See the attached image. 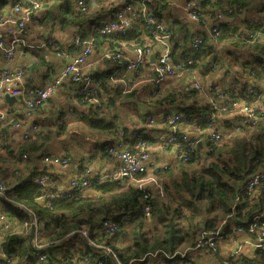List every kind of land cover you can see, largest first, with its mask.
I'll use <instances>...</instances> for the list:
<instances>
[{
	"label": "trees",
	"instance_id": "16d2710c",
	"mask_svg": "<svg viewBox=\"0 0 264 264\" xmlns=\"http://www.w3.org/2000/svg\"><path fill=\"white\" fill-rule=\"evenodd\" d=\"M37 1L39 5L42 2L39 9L48 5L47 2L43 5V0ZM91 1L93 0H85L86 5L82 9L76 4V0H50V4L41 12L39 19L49 17L55 19L58 24L71 25L75 28L73 35L77 30L85 29L83 36H86L94 26L101 24L102 20L111 16L122 5L116 8L108 6V0H94V4L90 3ZM198 1H200L198 19L208 17L212 19V23L217 20L216 14L219 13L234 19L232 22L237 20V23L230 24L223 20L220 23L222 34L218 36L212 37L201 31L196 34H186L181 37L182 40L176 37L172 26L168 25L171 31L169 37L171 58L175 62L184 60L189 70L200 64L203 75H213L220 69H225L223 74L233 77L232 84L224 89L225 93L229 94V88L238 85L237 99L242 92L245 101L253 106L259 104L260 97L264 96V40H260L264 39V0ZM146 3L151 15L159 20L153 2L147 0ZM4 8V2L0 0V13ZM139 23L140 21H133L123 33L94 34V50L98 47V40L105 37H108V40H124L133 48L151 44L146 26ZM196 36L202 37V41L194 49L191 42ZM227 41L230 42L229 46H220L221 42ZM53 47L58 46L54 44ZM66 50L70 53L75 52L73 44ZM120 52V49L111 42L101 53V59L124 70L123 64H119L113 58ZM104 53L110 54V57H105ZM221 55L233 58L226 63ZM188 58H193L194 65L187 63ZM43 64L41 61L32 62L28 68H25V80L28 86L36 85L33 84L32 74ZM142 67L143 65L136 71L141 70ZM86 74L98 83L101 92L97 95L99 100L96 102L82 99L75 94L81 104L87 105L85 111L79 114L85 126L92 131L89 138L93 137L94 133L108 138L97 144L101 150H104L107 144L120 136L121 131L125 134V138L130 134L128 129L118 122V115L109 111L110 106H114L116 102V97L113 95L133 96L138 89L128 84L126 87L125 84L119 83L115 76L110 77L107 72L93 74L89 71ZM126 80L128 81V78ZM67 83L71 84L70 87L75 93V84L65 81L62 85L66 86ZM245 84L252 86V94L244 92L242 86ZM104 94L108 96L105 97ZM102 95L106 101H102ZM145 96L143 98L145 104L170 105L175 109L172 112L185 113L187 123L201 130L205 129L208 124L207 118L212 114L211 105L207 102L208 98L204 97L199 89L193 87L192 83L179 79L167 78L156 88L148 91ZM51 99L53 98L49 96L47 102ZM257 109L256 113L260 119L254 127L240 126L234 131L241 117L229 107L226 114L218 115L215 123L220 126H217V130H230L231 134L224 136L222 132L220 140L210 141V135L203 131L200 133L201 145L193 149L194 151L183 147V150L190 155L189 160H176L165 167L154 169L153 174L161 182L164 196L162 195L163 199L158 194L153 196L151 186L146 187L151 193L149 201L152 207L148 216L142 213L146 190L138 188L135 181L127 177L106 181L89 188V191L82 194L75 191L76 193L74 192L75 194L70 198L51 200L45 198L44 194L55 189H44L35 181V176L41 172L31 173L26 179L12 185L15 172L26 166L28 157L50 154V145L57 143L65 152L63 157L67 158L75 155L73 142H77L76 145H83L84 129L81 128L82 132L72 131L70 124L62 121V113L59 112L55 116L50 115L53 113L49 111L48 116L36 120L37 128L30 137L22 138L16 145L10 141L11 132L8 126L1 128L0 180L6 187L3 193L33 211L38 229L36 234L38 243L51 245L69 237L74 231L88 229L90 240L96 245L109 248L114 258L111 260L102 250L88 246L81 237L76 236L57 248L45 251L49 255V264H81L82 261L85 264H96L99 259H104L106 264H116L115 261L120 264H136L144 262L152 253L171 254L172 257H167L169 260L187 259L191 264H197L191 261L189 252L207 250L216 256L219 255L220 240L217 239L213 240V245L204 243L201 249H195L201 235L207 239L218 233L222 239H228L234 230L250 228L253 218L264 212V179L257 182L248 195L245 189L248 180L264 166V113L261 108ZM23 113L22 111L15 113L14 118L21 119ZM139 115L142 117L144 114ZM132 132L139 135L136 131ZM61 136L66 138L58 139ZM24 155L27 157L24 158ZM6 216L14 219L13 213L7 212ZM222 218L223 221L220 222ZM261 218L264 221V216ZM107 219L115 223L116 230L108 234L96 232V227ZM6 229L3 234V249L8 253L20 252V248L26 247L24 239L16 233L13 234L11 227L8 226ZM247 233L251 238L256 237L253 232ZM15 243L19 247H16ZM185 247L188 248L184 249ZM56 250H60V258L53 256ZM183 253L184 255L181 256ZM263 253L264 250H259L255 253V257L249 258L242 253L232 255L231 252L228 259L220 258V262L221 264H264ZM35 258L36 256L31 258L28 264H39Z\"/></svg>",
	"mask_w": 264,
	"mask_h": 264
},
{
	"label": "built area",
	"instance_id": "2783aa9c",
	"mask_svg": "<svg viewBox=\"0 0 264 264\" xmlns=\"http://www.w3.org/2000/svg\"><path fill=\"white\" fill-rule=\"evenodd\" d=\"M85 0H76V4L85 8ZM147 0H129L121 5L113 14L106 19L102 20V23L94 26L86 36H83L85 29H79L75 32L72 37V43L75 52L70 53L69 51H56V55L65 59L63 66L59 71L51 75L47 82L42 85H27L25 80V67H14L7 65H0V101H3L5 95L14 96L17 105L11 109L5 110L0 108V130L3 126H8L10 132L13 129H22L19 137L25 139L30 137L31 133L37 128L36 124L30 122L26 126L23 125L21 119H15L14 114L17 112L28 113L31 109L36 108L45 104L48 97L57 90L65 81H71L76 86L75 94L85 100H93L94 102L99 100L97 95L100 94L101 90L94 79H91L86 72L82 70L83 65L87 61V58L94 52V34H111V33H123L133 23V21H140L139 24L146 26L149 37L153 42L146 46H140L134 48L135 56L133 58L127 57L123 52L116 53L113 58L119 64H123L127 71H136L141 65L150 61V55L155 53V61L153 62L151 84L153 88H156L160 82L167 78H175L181 75L189 69L185 66L184 60H178L175 62L170 56V28L168 24L163 21L156 20L152 15L151 11L147 6ZM21 3L25 4L22 5ZM200 1L198 0H185L184 7L187 12L189 19H198V8ZM40 7L37 0H14L10 4L9 11L4 8L0 13V55L4 61H10L19 50L28 46L25 42V32L29 23L35 22L39 19L38 8ZM223 15L217 13L214 22L208 26L207 33L212 36H218L222 34V28L220 27ZM202 41V37L196 36L192 40L191 46L196 49L198 44ZM56 44L53 38L49 37L43 45ZM56 47V46H55ZM105 57H110V54L104 53ZM187 63L194 65L195 61L193 58H188ZM217 68V66H216ZM193 87L196 89H202L208 94L207 102L211 105L212 114L207 118V126L201 130L198 127H194L187 123V116L182 112H168L166 111L163 116L165 122L164 129H161L159 133L155 134L154 137L149 140L146 137L139 138L137 134L130 133L127 138L125 134L120 132V136L114 141L107 144L104 148V153L109 154L116 161V165L110 170H96L93 165L87 164L82 173L77 176H71L64 187H56L55 190L44 194L45 198L56 199V198H70L74 192L85 193L93 186L103 184L106 181L123 179L125 177L137 182V186L140 189H145L144 203L142 213L145 216L150 215L152 207L149 201L150 191L147 189L145 182L154 183L158 189L161 190V186L158 183L157 178L153 174L151 177L145 178L144 176L154 169H159L167 166L169 163L164 161H154L151 155V145L155 144L163 150L170 149L173 154V161L176 160H189L190 155L188 152L183 150V147L194 151L193 149L198 147L200 133L203 131L210 135V141H217L222 138V132L224 136L228 135L230 130L226 131L223 129L217 130L218 124L215 123L218 115L226 114L228 108H232L236 114H239L241 119L237 123L236 131L240 126L243 127H254L259 122V116L256 113L257 108L262 109L264 113V96L260 97L261 102L257 105H252L243 99V93L241 92L240 98L237 99L239 93L236 85L235 88H229V94H226L225 88L219 83H205L193 82ZM244 92L252 94V86L245 84L242 86ZM242 90V88H241ZM236 91V92H235ZM14 103V102H13ZM12 104V103H11ZM10 104V105H11ZM13 105V104H12ZM258 106V107H257ZM156 119L153 116L148 115L146 117V123L154 124ZM220 127V126H219ZM233 130V129H232ZM166 151V152H167ZM27 155H24L26 158ZM43 163L50 167L52 165L66 166L69 160L58 154H44L42 156ZM151 173V174H152ZM264 179V166L261 170L255 173L246 184V194L248 195L251 190L255 187L256 183ZM35 181L38 185L44 187V189H50L53 185L52 175L49 172H42L35 176ZM6 189L4 183L0 180V194H4ZM252 225L250 228L243 229L246 232H253L256 234V242L252 244L255 249L261 251L264 250V221H262L261 215L257 214L253 218ZM116 230L115 223L110 219H107L100 223L96 227L98 233H112ZM81 233L90 240L88 229H84ZM222 239V236L215 233L204 239V235L196 242L195 249H201L204 243L213 245V240ZM2 239L0 238V244ZM91 243H93L90 240ZM94 244V243H93ZM1 257L0 264H12V257L7 254L3 249H0ZM108 253L111 250L106 249ZM239 251L232 252V255L237 254ZM156 253H152L149 256H155ZM181 254V256H183ZM168 258L172 257L171 254H166ZM264 256V253H263ZM49 256L46 252H40L36 256V261L39 264H49ZM116 264H120L115 261ZM86 263H88L86 261ZM96 264H106L104 259H99ZM240 264V263H239Z\"/></svg>",
	"mask_w": 264,
	"mask_h": 264
},
{
	"label": "crops",
	"instance_id": "0c3cea01",
	"mask_svg": "<svg viewBox=\"0 0 264 264\" xmlns=\"http://www.w3.org/2000/svg\"><path fill=\"white\" fill-rule=\"evenodd\" d=\"M4 2L5 8L9 11L10 4L14 0H2ZM40 1V0H39ZM50 4V0H43ZM108 6H115L116 8L126 2L125 0H108ZM149 2H153V6L157 8L156 15L157 19L163 21L164 23L172 26V29L175 32L176 37L181 39L184 35H191L196 34L197 32H205L207 33L208 26L211 23L210 18H201L191 20L189 19L187 12L184 7L185 0H149ZM42 3V2H41ZM40 3V5H41ZM90 3L94 4V0ZM48 5L41 6L38 8V12L41 15V12L46 9ZM154 9V8H153ZM47 18L41 20L38 19L35 22L29 23L26 32H25V42L28 46L22 47L19 52L12 58L10 61H4L2 56L0 55V65H7V66H14V67H25L28 68L29 64L32 62H39L43 64L38 71L32 74L33 84L42 85L48 81V79L60 70L63 66L65 59L56 55V50L65 51L71 45V38L74 33V27L68 24L62 25L58 24L56 21H46ZM232 19L226 18L230 24ZM53 26V27H52ZM53 38L55 40L57 48L47 44L43 45L47 38ZM152 42L151 39H149ZM182 40V39H181ZM113 42L117 48L120 49L127 57L133 58L135 56L134 48L129 46L124 40L119 41L118 39L108 40V37L98 40V47L94 52L87 58V61L82 67L84 72H91V73H109L110 77L115 76L114 78L117 79L119 83H123L127 86L130 85L133 88H138L137 93H134L133 96H120V95H113L116 97V102L114 106H110L109 111H112L113 114L118 115L117 119L118 122L128 129L129 133H133L132 131H136L139 135V138L146 137L148 140L161 129H164L165 122L163 120L164 113L166 111L172 112L175 111L173 107L170 105H160V106H150L143 102V98L146 97V93L150 90H153V86L151 84V74L153 69V62L150 61L143 64L141 70L132 72L127 70H122L113 63H107L105 60L101 59V53L105 51L110 43ZM149 42V43H150ZM222 57L224 55H221ZM231 60V59H230ZM230 60H225L224 62H228ZM26 71V69H25ZM225 69L219 70L216 74L213 75H203V70L201 65L199 64L196 68H192L189 71L183 72L178 77L172 78L176 80H182L184 82L193 83V82H202L205 83H219L223 88H226L230 84H232V76L228 74H223ZM137 75L135 76L134 74ZM133 74V75H132ZM135 78H134V77ZM27 77V76H26ZM128 78V81L126 80ZM133 77V78H131ZM126 78V79H125ZM68 82V81H67ZM71 84L62 85L57 90H55L51 94V99L43 106L39 108H33L28 113H23L21 121L23 125L26 126L30 124V122H34L36 120H40L44 116H48L49 111L57 116V112L62 113V121L65 123L70 124V128L73 129L72 131H81L83 128L85 131V138H83V145H76L77 142H73V149H74V156L67 157L69 163L66 166L60 165H52L47 167L43 161L42 157L40 156H31V158L26 159V166L21 167L18 171L15 172L13 176V181L11 182L12 185L14 183L20 182L23 179H26L31 173L39 174L38 172H49L52 175L53 184L51 188L55 189L56 187H64L69 178L71 176H77L82 173V169L87 164H92L94 169L98 170H110L113 169L116 165L115 159H113L109 154H105L103 150H101L97 144L104 142L107 137H103L102 134L94 133L93 137H88L91 130L85 126L84 121L82 120V116H80V112L82 113L85 111L86 106L85 104H81L80 101L75 97V93L73 89L70 87ZM130 87V88H131ZM203 94L204 97H208V94L204 91L200 92ZM114 94V93H113ZM105 97L108 94H104ZM102 95V101H106ZM14 102V103H13ZM12 104L6 100L0 101V108L1 109H11L18 102L15 100ZM101 102V101H99ZM105 108V107H104ZM39 109V111H37ZM46 111V112H45ZM107 111V109H105ZM21 113V112H17ZM144 114L140 117L139 114ZM150 115L156 119L154 124L146 123V117ZM60 116V115H59ZM50 122V121H49ZM48 122V125L51 123ZM52 125V124H51ZM55 127V125H52ZM224 130V129H223ZM228 131V130H226ZM22 129H13L11 132L10 141H13V144H17L21 141V134ZM232 132H229L231 134ZM81 136V135H80ZM66 138L65 136H61L58 139ZM110 139V138H109ZM51 149L49 152L53 154H58L63 156L64 151L59 144H52L50 145ZM163 150L155 144L151 145V155L154 161H164L166 163H173V154L170 149ZM167 151V152H166ZM154 171V170H153ZM17 174V175H16ZM34 174V175H35ZM156 177V176H155ZM50 188V189H51ZM152 192L153 188L151 187ZM90 189H88L89 191ZM159 191H162V189ZM39 201H43V199H38ZM8 213L14 214V219H9L6 216ZM15 212H20V214H15ZM262 215V214H261ZM11 227L13 234H18L24 239V243L26 247L20 248L21 251L18 253H8L2 247L3 241V234L7 231V227ZM34 226V237L32 241V246L29 244L30 233L32 231V227ZM38 232L37 223L33 216V211L30 208L24 206L23 204L13 201L12 199L6 197L4 194H0V238L2 239L0 244V249H3L7 254H10L12 257V264H28V261L31 258H34L37 255V252L34 250V247H40L42 245L47 244H40L37 242L36 234ZM80 237V236H79ZM245 236L243 233L239 232V229L236 231L234 230L228 239H220L219 245V255L216 256L214 253L210 254L207 250H202L201 252L192 251L189 252V257L193 262L196 259V256L201 255L204 253L208 255L209 264H221V259H228L231 252L234 251V248H238L239 253L246 255L249 258L255 257V253L259 250L255 249V247L249 242V239H243ZM83 240V239H82ZM84 241V240H83ZM85 243V241H84ZM53 244V243H52ZM51 244V245H52ZM86 244V243H85ZM16 247V243L14 244ZM49 245V244H48ZM63 245V244H62ZM95 246H99L94 244ZM61 246V245H60ZM238 246V247H237ZM19 247V246H18ZM59 247V246H58ZM103 247V246H101ZM57 248V247H55ZM105 248V247H104ZM241 248V249H240ZM54 249V248H52ZM106 249V248H105ZM1 251V250H0ZM60 250H56L53 252V256L61 257ZM104 253V250H102ZM45 252V251H41ZM49 256V255H48ZM1 257V252H0ZM36 260V258H35ZM223 262V261H222ZM81 264H85L84 261L80 262ZM136 264H191L190 261L187 259L183 261L178 260H169L167 256L156 254L155 256H147L144 262L136 263Z\"/></svg>",
	"mask_w": 264,
	"mask_h": 264
},
{
	"label": "rangeland",
	"instance_id": "374dc122",
	"mask_svg": "<svg viewBox=\"0 0 264 264\" xmlns=\"http://www.w3.org/2000/svg\"><path fill=\"white\" fill-rule=\"evenodd\" d=\"M74 4V3H73ZM246 15H249V14H246ZM226 18H228V17H226V16H222V20H226ZM229 19V18H228ZM234 20V19H233ZM233 20H231V22L233 21ZM46 21H51V22H54L55 21V19H52V18H47L46 19ZM232 23H237V20L236 21H234V22H232ZM256 39V38H255ZM260 40H264V39H260ZM229 43L230 42H221L220 43V46H223V45H226V46H229ZM248 56V55H247ZM233 57H228V56H226V55H224L223 57H222V60L223 61H225V60H230V59H232ZM239 69H240V67L239 66H237ZM138 89V88H137ZM199 91L200 92H202L203 90L202 89H199ZM256 98H257V96H256ZM47 116V115H46ZM152 173V170H150L144 177L145 178H148V177H151L152 175H153V173ZM157 180H158V183L160 184V186H161V182L159 181V179L157 178ZM135 183H137V182H135ZM138 184V183H137ZM144 185H150L152 188H153V196H156L157 194L158 195H160L159 197L160 198H162L163 199V191H159V189H158V187L154 184V183H152V182H145V184ZM163 195V196H162ZM221 221H223V218L220 220V222ZM220 225H221V223H220ZM237 231V230H236ZM239 232H241V233H243V235L245 236L243 239H249L250 241L249 242H251L252 244H254L255 242H256V239L255 238H251L249 235H248V233L245 231V230H241V229H239ZM188 247H190V246H188ZM188 247H185L184 249H186V248H188ZM238 247V246H237ZM238 248H234V251H236ZM241 249V248H240ZM239 251V250H238ZM208 253H210V254H212L210 251H208ZM239 253V252H238ZM208 258H210L208 255H205L204 253H202L201 255H199V256H196V259L194 260V262H196L197 264H209V259Z\"/></svg>",
	"mask_w": 264,
	"mask_h": 264
},
{
	"label": "water",
	"instance_id": "95a60500",
	"mask_svg": "<svg viewBox=\"0 0 264 264\" xmlns=\"http://www.w3.org/2000/svg\"><path fill=\"white\" fill-rule=\"evenodd\" d=\"M150 58H151V61L154 62L155 61V53H152L150 55ZM4 100L8 101L10 104L15 101V97L14 96H9V95H5L4 96ZM201 145V140H199L198 142V146ZM261 216H264V212L262 213ZM76 236H80L84 241L85 243L88 245V246H92L94 248H98L100 250H104L105 252L107 251L104 247H101V246H95L93 243L90 242V240H88L87 237H85L81 231H74L73 233H71V235L61 241H58L56 243H53L52 245H42L40 247H34V250L36 252H41V251H48V250H52V248H55V247H58L68 241H70L73 237H76ZM33 237H34V226L32 227V231L30 233V239H29V244L30 246H32V241H33ZM109 257L111 260H114V258L112 257L111 253H108Z\"/></svg>",
	"mask_w": 264,
	"mask_h": 264
},
{
	"label": "bare ground",
	"instance_id": "6f19581e",
	"mask_svg": "<svg viewBox=\"0 0 264 264\" xmlns=\"http://www.w3.org/2000/svg\"><path fill=\"white\" fill-rule=\"evenodd\" d=\"M201 4H202V3H201ZM200 9H201V8H200ZM103 151H104V150H103ZM55 189H56V188H55ZM75 193H76V192H75ZM75 193H74V194H75ZM39 253H40V252H38L37 255H38ZM37 255H36V256H37Z\"/></svg>",
	"mask_w": 264,
	"mask_h": 264
}]
</instances>
